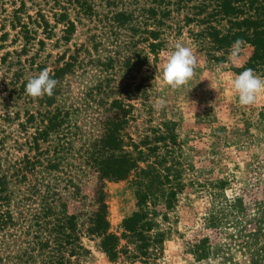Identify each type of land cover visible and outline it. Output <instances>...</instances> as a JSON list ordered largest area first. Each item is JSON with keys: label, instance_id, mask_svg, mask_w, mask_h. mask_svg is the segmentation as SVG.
Here are the masks:
<instances>
[{"label": "trees", "instance_id": "1", "mask_svg": "<svg viewBox=\"0 0 264 264\" xmlns=\"http://www.w3.org/2000/svg\"><path fill=\"white\" fill-rule=\"evenodd\" d=\"M50 1L47 8L32 3L35 9L30 13L24 0H0V264H85L90 249L84 237L98 238L99 249L111 262L124 255L154 264L166 237L157 227L155 205L163 198L165 208L171 210L185 185L179 179L173 128L166 122L143 129L130 124L139 118L135 103L147 105L153 79L152 71L141 77L138 74L150 54L157 56L165 48L170 35L185 31L207 60L216 63L225 62L233 43L243 40L241 49L248 47L250 54L233 70L239 74L252 68L264 76V0L117 1V9L106 19L128 33L114 46L119 49L114 51L116 57L90 60L102 67L117 64L124 73L119 83L110 84L108 77L88 88V100L103 107L95 119L98 133H88L90 138L81 146L98 183L91 209L79 207L83 197L78 179L60 172L79 125L69 117L71 107L58 103L65 75L84 66L81 48L74 47L67 56L66 48L51 63L50 53L43 52L59 26L56 43L70 41L77 20L71 13L96 15L101 3ZM142 42L145 46L136 47ZM45 68L59 83L52 97L34 99L26 94V84ZM129 126L134 131L127 130ZM129 177L137 209L122 219L121 231L116 233L110 228L104 184ZM224 183L198 180L211 199L207 222L216 227L231 217L230 222L239 227L244 222L242 201L226 197ZM256 223L264 224V205ZM262 231H249L244 237L251 239L241 240L250 248L249 264H258L264 251V244H258ZM212 249L203 237L189 251L194 261L201 262L210 257Z\"/></svg>", "mask_w": 264, "mask_h": 264}, {"label": "rangeland", "instance_id": "2", "mask_svg": "<svg viewBox=\"0 0 264 264\" xmlns=\"http://www.w3.org/2000/svg\"><path fill=\"white\" fill-rule=\"evenodd\" d=\"M24 1L30 13L35 9L32 3L45 8L52 3L50 0ZM115 1L108 5L106 0H96V6L101 3L96 8V15L78 17L71 13V17L77 20L70 41L56 43L61 35L59 26L54 36L47 41L43 52L50 53L51 63L66 48H69L66 56L73 52L74 47L81 48L80 59H83L84 66L75 67L73 73L65 75L62 99L58 103L59 107H71L69 117L79 125L77 134L71 136L75 137V141L71 149L65 152L66 160L61 163L60 172L66 171L78 179L76 182L82 187L80 195L83 197V205L79 204V207L87 209L92 208L93 193L98 183L96 174L82 156L84 148L81 146L90 138L88 133H98L95 119L100 117L103 109L96 105V101L88 100V88L108 77L110 84L119 83L124 74L118 70L117 64L111 68L90 61L116 57L114 51L119 49L114 46L122 42L124 34L128 33L107 20L119 5L118 0ZM50 21L53 22L52 18ZM166 40L165 48L157 56L150 54L149 62L138 74L141 77L152 71L153 79L148 90L147 105L132 100L139 118L130 122L137 129L166 122L173 128L178 141L175 151L177 167L179 179L185 186L177 194V202L171 210L165 208L163 198H159L155 205L157 227L166 232V237L163 251L154 264H249L250 248L241 240L251 238L245 236V239L244 235L261 229L263 235L258 244H264V224L256 223L264 205V98L255 105L241 106L238 94L231 85L232 79L238 75L233 68L244 63L250 54L249 48L241 49L236 57L228 54L225 62L216 63L207 60L204 52L187 38L185 31L180 36L170 35ZM178 42L192 49L197 55L198 65L189 84L173 90L163 83L162 74L167 58ZM143 46V42L136 45L139 48ZM83 49L88 50V53ZM93 95L98 99L95 92ZM134 127L129 126L127 130L134 131ZM207 178L224 180L222 193L226 197H240L245 211L244 222L239 227L230 222L231 217L216 227L208 224L211 199L208 192L197 184L198 180L203 183ZM104 190L110 228L120 233L122 219L137 209L134 184L130 177L105 181ZM203 237L208 238L213 253L208 259L196 262L189 249ZM83 242L90 249L85 264H150L124 255L116 262H111L99 249L98 238L84 237ZM257 260L258 264H264V251L260 252Z\"/></svg>", "mask_w": 264, "mask_h": 264}, {"label": "clouds", "instance_id": "3", "mask_svg": "<svg viewBox=\"0 0 264 264\" xmlns=\"http://www.w3.org/2000/svg\"><path fill=\"white\" fill-rule=\"evenodd\" d=\"M243 40H236L231 48V56H238ZM198 65L197 55L191 48L176 43L175 50L167 58L163 67V83L173 90L181 89L189 84L195 75ZM50 70L45 68L38 76L31 78L26 84V94L32 98L52 97L59 81L53 78ZM232 88L238 94L241 106H252L264 98V78L258 76L254 69L247 68L231 81Z\"/></svg>", "mask_w": 264, "mask_h": 264}]
</instances>
